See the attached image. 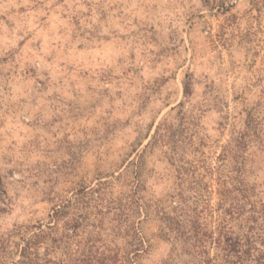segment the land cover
<instances>
[{"label":"rangeland","instance_id":"374dc122","mask_svg":"<svg viewBox=\"0 0 264 264\" xmlns=\"http://www.w3.org/2000/svg\"><path fill=\"white\" fill-rule=\"evenodd\" d=\"M225 233L264 239V0H0V264H224Z\"/></svg>","mask_w":264,"mask_h":264},{"label":"trees","instance_id":"16d2710c","mask_svg":"<svg viewBox=\"0 0 264 264\" xmlns=\"http://www.w3.org/2000/svg\"><path fill=\"white\" fill-rule=\"evenodd\" d=\"M166 223L179 225L180 221L172 217L164 219ZM218 246L222 252L221 260L224 264H264V239L248 236H229L226 233L218 239Z\"/></svg>","mask_w":264,"mask_h":264}]
</instances>
